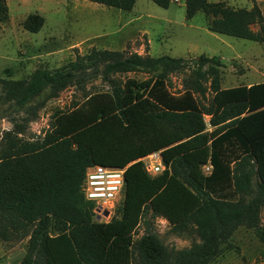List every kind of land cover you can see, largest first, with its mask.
I'll return each instance as SVG.
<instances>
[{
    "label": "trees",
    "instance_id": "16d2710c",
    "mask_svg": "<svg viewBox=\"0 0 264 264\" xmlns=\"http://www.w3.org/2000/svg\"><path fill=\"white\" fill-rule=\"evenodd\" d=\"M90 1L130 11L137 0ZM153 1L164 8L172 2ZM201 11L210 31L264 41L258 4L186 0L188 19ZM9 19V4L0 0V23ZM44 23L32 13L24 27L38 32ZM222 66L216 55L93 48L29 78L0 76V97L26 113L6 133L0 153V238L27 240L20 264H212L241 227L264 244V81L224 88ZM137 71L152 75L117 76ZM184 71L182 90L172 92L171 75ZM89 76H100L110 90L86 94L73 109L55 112L44 135L22 139L47 99ZM155 151L166 168L151 175L139 159ZM93 164L127 167L123 201L108 222L95 219L94 203L82 192ZM151 218L166 219L191 245L169 247Z\"/></svg>",
    "mask_w": 264,
    "mask_h": 264
},
{
    "label": "rangeland",
    "instance_id": "374dc122",
    "mask_svg": "<svg viewBox=\"0 0 264 264\" xmlns=\"http://www.w3.org/2000/svg\"><path fill=\"white\" fill-rule=\"evenodd\" d=\"M224 2L233 8H252L258 4L264 14V0H210ZM10 19L0 23V76L29 78L38 68L55 69L93 48L126 50L152 56L198 58L205 54L219 56L222 86L264 81V41L257 42L210 31L207 15L201 11L193 18L186 15V0H172L168 8L153 0H137L134 8L125 11L90 0H7ZM45 18L42 29L32 32L24 21L32 14ZM258 27L256 26L255 29ZM145 71L117 75L139 81L149 78ZM187 72L172 74L170 90L183 88ZM110 87L100 76H89L80 85H73L58 97L47 99L39 116L28 124L24 140H35L49 129L52 115L69 111L82 103L88 93L106 92ZM46 96H42L44 100ZM25 112H18L11 102L0 97V153L6 133L21 121ZM208 118V117H207ZM117 213V210H116ZM116 215V214H115ZM154 229L169 247H188L192 238L174 233L164 218H151ZM264 224V209L262 211ZM143 221L137 237L145 232ZM27 240L6 242L0 238V264H20ZM264 244L251 229L241 227L231 243L224 244L212 264H264Z\"/></svg>",
    "mask_w": 264,
    "mask_h": 264
},
{
    "label": "built area",
    "instance_id": "2783aa9c",
    "mask_svg": "<svg viewBox=\"0 0 264 264\" xmlns=\"http://www.w3.org/2000/svg\"><path fill=\"white\" fill-rule=\"evenodd\" d=\"M145 170L151 175L162 173L166 166L161 151L150 153L141 159ZM213 165L209 162L204 165L203 171L209 174ZM127 167H112L102 164H93L86 170L82 183V192L87 200L94 203L93 212L99 222H108L116 214L117 208L123 201L126 184Z\"/></svg>",
    "mask_w": 264,
    "mask_h": 264
},
{
    "label": "crops",
    "instance_id": "0c3cea01",
    "mask_svg": "<svg viewBox=\"0 0 264 264\" xmlns=\"http://www.w3.org/2000/svg\"><path fill=\"white\" fill-rule=\"evenodd\" d=\"M251 84H253V83H248L247 85H251ZM239 85H241V84H239ZM231 87V86H230ZM224 88H226V87H224ZM210 129H211V127H209ZM166 220V219H165ZM168 222V221H167Z\"/></svg>",
    "mask_w": 264,
    "mask_h": 264
}]
</instances>
